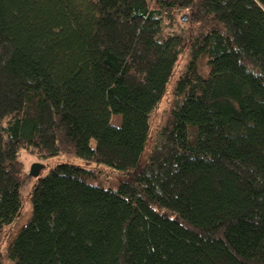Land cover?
<instances>
[{
  "label": "trees",
  "instance_id": "1",
  "mask_svg": "<svg viewBox=\"0 0 264 264\" xmlns=\"http://www.w3.org/2000/svg\"><path fill=\"white\" fill-rule=\"evenodd\" d=\"M2 263L264 264V0H0Z\"/></svg>",
  "mask_w": 264,
  "mask_h": 264
},
{
  "label": "rangeland",
  "instance_id": "2",
  "mask_svg": "<svg viewBox=\"0 0 264 264\" xmlns=\"http://www.w3.org/2000/svg\"><path fill=\"white\" fill-rule=\"evenodd\" d=\"M182 63L183 62L181 61L180 63L181 68H182ZM181 68L180 69L178 68L177 74L178 72H180ZM170 92L171 91L169 88L164 98L160 102L159 106L157 107V109H155L153 113L151 114V118H150L151 131H150L149 141L147 143L146 150L144 153L145 157L151 151L153 145L155 144L157 140L158 128L162 122V117L164 115V112L169 106ZM21 157L25 161L27 171H30L34 163L36 162L41 163L43 167L41 168L40 175L42 176L48 174L52 168L60 164H70V165L84 167L87 169L96 170L106 175L108 178H123L125 176V174L118 172L115 169L110 168L107 165L98 164L94 161H87L83 158H80L74 155L65 154V153L56 155L54 157H50L46 160H40L36 156L29 153L28 151H23ZM33 183H34V179L32 177H29L26 183L24 184V187H23L24 205H23L22 215L19 218L17 225H21L22 223H25L27 218L30 216V211L32 209V201H30V196H31V190H32ZM4 264H8V263H4Z\"/></svg>",
  "mask_w": 264,
  "mask_h": 264
},
{
  "label": "water",
  "instance_id": "3",
  "mask_svg": "<svg viewBox=\"0 0 264 264\" xmlns=\"http://www.w3.org/2000/svg\"><path fill=\"white\" fill-rule=\"evenodd\" d=\"M42 167L43 165L41 163H34L30 169V175L33 177H38L40 175Z\"/></svg>",
  "mask_w": 264,
  "mask_h": 264
}]
</instances>
